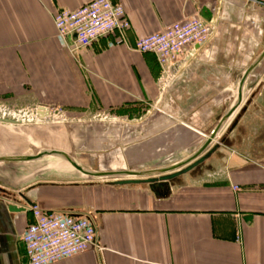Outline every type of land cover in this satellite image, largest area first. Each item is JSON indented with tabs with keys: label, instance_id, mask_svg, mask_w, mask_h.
<instances>
[{
	"label": "crops",
	"instance_id": "crops-1",
	"mask_svg": "<svg viewBox=\"0 0 264 264\" xmlns=\"http://www.w3.org/2000/svg\"><path fill=\"white\" fill-rule=\"evenodd\" d=\"M88 1L0 0V102L63 108L106 134L108 122L125 125L111 131L134 140L127 164L109 167L117 172L179 165L213 132L208 148L225 142L165 196L70 163L0 166V264H27L21 237L32 204L95 227V244L48 264H264V0H111L130 24L125 44L116 34L88 46L63 41L53 15ZM194 17L212 35L184 47L160 89L155 55L132 46Z\"/></svg>",
	"mask_w": 264,
	"mask_h": 264
},
{
	"label": "built area",
	"instance_id": "built-area-1",
	"mask_svg": "<svg viewBox=\"0 0 264 264\" xmlns=\"http://www.w3.org/2000/svg\"><path fill=\"white\" fill-rule=\"evenodd\" d=\"M53 23L63 41L74 36L78 46H88L109 34H116V43L125 44L130 26L123 6L111 0H90L73 10L61 9L53 15ZM212 31V25L196 17L175 21L138 38L132 49L155 55L160 67L157 84L161 89L172 81L171 71L184 47L205 43ZM30 212L32 220L21 237L27 264H48L69 258L95 244V227L88 217L49 212L35 204L30 206ZM96 247L100 249L97 244Z\"/></svg>",
	"mask_w": 264,
	"mask_h": 264
},
{
	"label": "rangeland",
	"instance_id": "rangeland-1",
	"mask_svg": "<svg viewBox=\"0 0 264 264\" xmlns=\"http://www.w3.org/2000/svg\"><path fill=\"white\" fill-rule=\"evenodd\" d=\"M19 105L0 102L1 113L7 110L24 120V124L17 126L0 124V156L35 155L45 150H58L64 151L88 169L111 170L109 167L114 163H126L130 151L128 145L134 140L121 137V133L111 132L113 128H124L125 125L108 122L106 124L111 131L106 134L105 130L99 129L101 124L71 120L63 108L50 107L48 117L39 119L36 115L37 104ZM27 163L7 161L0 162V166ZM34 164H53L59 169L64 164L69 166L64 158L56 155H45L34 161ZM5 177L0 175V180L7 181Z\"/></svg>",
	"mask_w": 264,
	"mask_h": 264
},
{
	"label": "water",
	"instance_id": "water-1",
	"mask_svg": "<svg viewBox=\"0 0 264 264\" xmlns=\"http://www.w3.org/2000/svg\"><path fill=\"white\" fill-rule=\"evenodd\" d=\"M74 38V36H73ZM253 67L248 68L246 73L244 74V77H246L249 72L252 70ZM243 77V78H244ZM242 78V79H243ZM257 79V76H253V80ZM253 84H248L246 87L247 89L251 88ZM43 111H45V115L43 114ZM36 115L39 119H42L44 117H48L49 111L48 109H43L40 105H37L36 107ZM0 124L3 125H20L24 124V120L18 116L15 115V113L8 112L7 110H4L3 113L0 112ZM216 138V132H213L210 137L204 140V142L201 144V146L198 148V150L195 152L194 155L184 160L179 165H176L177 162H174L170 165H163L157 168H153L149 171H143V170H126V171H112V170H97V171H89L84 169L81 165H79L70 155L65 153L64 151H58V150H45L35 155H20V156H0V162H7V161H31L39 159L45 155H56L64 158L68 163H70L76 170L90 176H99L103 178L107 177H115V180L112 181L114 184H131V183H141V184H147L150 190L156 194V195H167V193L170 191L171 183L172 181L180 176L181 174H184L190 170H192L194 167L201 164L205 159H207L214 151H216L221 144L225 142L224 138H221L217 142H215L210 148L209 145L212 144V142ZM205 151V152H204ZM204 153V154H202ZM176 163V164H175ZM176 165V166H173ZM137 177V178H119V177ZM22 198L26 200L24 195H21ZM8 209L10 210H22L23 208H19L18 206L9 203Z\"/></svg>",
	"mask_w": 264,
	"mask_h": 264
},
{
	"label": "bare ground",
	"instance_id": "bare-ground-1",
	"mask_svg": "<svg viewBox=\"0 0 264 264\" xmlns=\"http://www.w3.org/2000/svg\"><path fill=\"white\" fill-rule=\"evenodd\" d=\"M46 113H45V111H43V114L42 115H45Z\"/></svg>",
	"mask_w": 264,
	"mask_h": 264
}]
</instances>
